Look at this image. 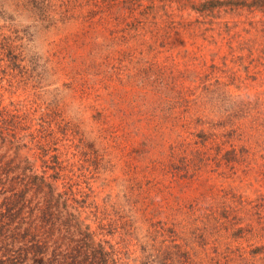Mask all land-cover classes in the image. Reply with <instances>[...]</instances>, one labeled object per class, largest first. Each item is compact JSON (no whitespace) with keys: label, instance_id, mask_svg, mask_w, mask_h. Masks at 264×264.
<instances>
[{"label":"rangeland","instance_id":"1","mask_svg":"<svg viewBox=\"0 0 264 264\" xmlns=\"http://www.w3.org/2000/svg\"><path fill=\"white\" fill-rule=\"evenodd\" d=\"M250 3L0 0V264H140L154 224L194 238L190 206L223 195L244 209L225 242L264 263V9ZM231 143L242 164L211 172ZM183 157L190 178L174 175Z\"/></svg>","mask_w":264,"mask_h":264},{"label":"trees","instance_id":"2","mask_svg":"<svg viewBox=\"0 0 264 264\" xmlns=\"http://www.w3.org/2000/svg\"><path fill=\"white\" fill-rule=\"evenodd\" d=\"M251 6L264 9V0H251L250 7ZM234 139L235 138L232 140ZM231 146L232 147L228 149L225 154L221 156V158L215 156L210 159V162L216 167L215 169L213 168L211 172L218 173L216 170L225 166L228 170H231V174H233L235 173L237 167L242 164V160L244 158H240L237 155L239 151L234 148V144ZM217 148L219 147L216 146V149ZM185 159L186 158L183 157L180 165L174 167V175L179 174V177L181 178H190L188 170L189 166ZM241 167L243 174H247L252 170V167L249 166V162ZM195 168L197 170L203 169L202 161H198ZM179 169L180 172H177ZM193 173L194 172L191 174L193 175ZM262 199L264 200V195ZM240 201L241 200H239V202ZM241 207H243V205L238 202H234V205L231 204L229 198L225 195L213 199V202L206 207L200 206L195 209L194 206H190V211L185 217V222H189L188 220H197L201 224L199 234L194 238H189L185 235L182 237L179 236V233L176 231V227L181 225V222L183 221H169V225H165L167 222H158L154 224L153 230L147 235L144 241V245L140 247L143 260L140 264H256L258 262L254 259V254L256 252L247 253L244 249H242V247L230 246L225 242L228 239L235 240L241 237L239 231L242 230V228L238 227L235 231H232L234 230V226L237 225L235 224L236 212L242 210L243 208ZM256 208L262 213V211L259 210L260 204H258ZM251 217L252 213L250 212L248 219L250 220ZM229 231L231 232L230 235H228ZM10 237L14 240L13 234L12 236H9V238ZM159 237L162 238V242H166L167 244L161 242V245H155L154 243ZM177 240H180L181 242H175ZM193 242H196L197 245H193ZM207 242H210L209 249L202 246L206 245ZM6 246H8V244H5L3 247L6 248ZM31 248L35 249L34 253L42 252L41 246L36 243L31 244ZM6 252H11L12 254L17 255L14 261L10 260L11 262H22V260L20 262L16 261L18 257H20V251H17L16 253L11 249H6ZM200 254H203V257H200ZM98 256H100L99 258H101V260H99V258L95 259V256L89 257L88 259L90 261H87V259L77 260V258L73 257L69 263L66 262L67 256H64L65 258H60L57 261V264H105L103 258L104 255L102 256V253L100 252ZM257 264L264 263L258 262Z\"/></svg>","mask_w":264,"mask_h":264}]
</instances>
